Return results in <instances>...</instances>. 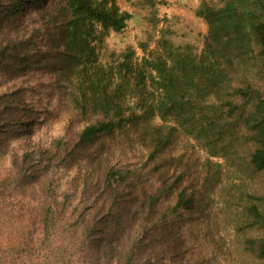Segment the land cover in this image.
Masks as SVG:
<instances>
[{
	"label": "rangeland",
	"instance_id": "374dc122",
	"mask_svg": "<svg viewBox=\"0 0 264 264\" xmlns=\"http://www.w3.org/2000/svg\"><path fill=\"white\" fill-rule=\"evenodd\" d=\"M116 1L131 19L123 31L101 35L96 53L98 63L111 70L112 87L122 84L123 104L136 107L156 98L148 79L144 89L134 87L131 67L159 59L165 45L190 46L188 51L200 56L208 23L198 9L203 1L219 0ZM64 4L31 8L1 24L12 37H0V245L9 246L27 231L23 201L55 199L78 220L100 219L109 205L114 213L118 209L116 232L124 238L135 232L142 245L140 264H264L258 258L264 171L251 162L255 145L249 129L227 118L219 123V137L206 143L193 125L178 122L179 116L135 115L113 134L81 141L87 126L105 119L77 90L63 42L47 33L52 15L57 26L64 22ZM123 62L128 69L112 77ZM225 63L232 69L231 83L245 84L250 77L264 91L263 64L253 57ZM157 127L169 136L158 150ZM111 169L121 172L112 176ZM182 191L191 206L177 207ZM147 199L158 205L150 223L138 228L141 216L134 211Z\"/></svg>",
	"mask_w": 264,
	"mask_h": 264
},
{
	"label": "trees",
	"instance_id": "16d2710c",
	"mask_svg": "<svg viewBox=\"0 0 264 264\" xmlns=\"http://www.w3.org/2000/svg\"><path fill=\"white\" fill-rule=\"evenodd\" d=\"M62 2L65 20L57 26L52 15L46 22L47 33L63 42L64 54L79 83L77 90L85 96L89 108L105 119L87 126L81 141L94 142L113 134L125 128L135 115L137 119L158 115L164 120L167 116H179L178 122L193 125L209 143L219 137L221 121L235 118L251 133L255 145L251 155L253 166L264 171V91L250 77L245 84L231 83L232 69L229 71L225 63V59H230L231 65H235L245 57H253L264 66V0H219L216 5L203 1L197 12L208 23L202 54L188 51L190 46L165 45L159 59L131 67L134 87L144 89L148 79L156 98L150 103L140 101L136 107L123 104L122 84L118 82L112 87L107 77L111 70L98 63L96 53L95 42L101 35L109 30L123 31L131 19V13L122 10L116 0H0V37H12L1 31L4 20L13 21L31 8H48ZM146 66L151 70L149 74ZM128 67V63L119 64L116 71L112 70V77L121 76ZM227 88L232 91L226 94L223 91ZM232 96L236 97L233 101ZM236 100L239 102L233 105ZM232 106L238 109L232 110ZM138 108L140 113L136 112ZM228 108L231 111L226 112ZM168 143L169 136L158 132L156 150ZM115 172L121 171H110L112 176ZM144 204L134 211L141 216L138 228L150 223L158 201L147 199ZM191 204L182 191L177 207ZM22 207L28 217L27 231L12 239L9 246L0 245V264H140L139 238L134 236L135 232L125 238L118 236L114 221L119 218V223L120 215L118 209L112 211L111 205L101 220L90 215L88 220L75 219L74 210H64L55 199H35L33 203L25 200ZM258 258L264 259V237L260 239Z\"/></svg>",
	"mask_w": 264,
	"mask_h": 264
}]
</instances>
